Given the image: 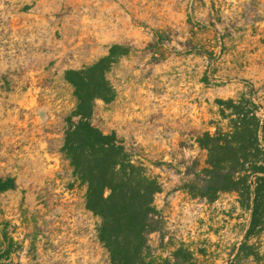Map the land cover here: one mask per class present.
<instances>
[{"label": "rangeland", "instance_id": "1", "mask_svg": "<svg viewBox=\"0 0 264 264\" xmlns=\"http://www.w3.org/2000/svg\"><path fill=\"white\" fill-rule=\"evenodd\" d=\"M111 50L114 97L90 122L160 185L154 264H264V226L214 192L197 143L227 128L230 100L264 121V0H0V264H110L61 146L65 72Z\"/></svg>", "mask_w": 264, "mask_h": 264}, {"label": "trees", "instance_id": "2", "mask_svg": "<svg viewBox=\"0 0 264 264\" xmlns=\"http://www.w3.org/2000/svg\"><path fill=\"white\" fill-rule=\"evenodd\" d=\"M111 54L65 72L75 107L66 119L61 153L85 186V209L99 219L97 238L110 264H154L149 235L163 229L153 201L160 185L132 160L114 132L104 133L90 122L95 101L114 97L105 77ZM226 104L221 115L229 112L227 128L206 132L197 143L207 152L209 183H221L214 192H235L249 214L250 229L259 230L264 226V121L252 99ZM11 186L0 181V191Z\"/></svg>", "mask_w": 264, "mask_h": 264}]
</instances>
